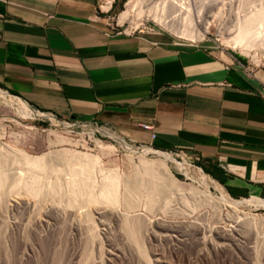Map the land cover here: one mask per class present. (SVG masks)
<instances>
[{
  "label": "crops",
  "instance_id": "obj_1",
  "mask_svg": "<svg viewBox=\"0 0 264 264\" xmlns=\"http://www.w3.org/2000/svg\"><path fill=\"white\" fill-rule=\"evenodd\" d=\"M103 2L0 0V87L59 119L216 165L236 195L262 196L264 68L124 29L116 0Z\"/></svg>",
  "mask_w": 264,
  "mask_h": 264
},
{
  "label": "rangeland",
  "instance_id": "obj_2",
  "mask_svg": "<svg viewBox=\"0 0 264 264\" xmlns=\"http://www.w3.org/2000/svg\"><path fill=\"white\" fill-rule=\"evenodd\" d=\"M168 1L141 0L142 15L141 13L135 14L131 19L133 22H126L124 29L140 32L149 31L151 27H155L158 32L165 33L178 42L206 48L221 54L227 60H237L251 67L264 68V57H261V50L257 48V45L264 44V18L262 17L264 15V0H176L180 1V6L175 0ZM174 1L179 10L172 9L173 13L172 10H166L167 12L162 10L163 4H167L166 6L169 7ZM129 2L130 0H116L114 4V9L117 6L115 15L117 20L119 19V23L121 14L127 10ZM106 3V1L103 2V5ZM155 6L161 10L159 9L157 12ZM150 7H154L155 10ZM170 8L171 6L166 9ZM148 9L152 11H148ZM202 10L204 11L202 12ZM165 12L168 16L167 20ZM205 17H210L207 18L209 34L205 39L195 41L188 37L180 38L179 34H176L187 28L186 31L192 29L194 33L201 32L200 20L204 18L206 22ZM255 39L257 44H255ZM247 44H251V50H248ZM254 46L256 47L253 49ZM255 54L259 55L255 56ZM5 102V99L0 98V134L3 135L1 138L3 145L26 150L32 155H41L62 148L100 154L103 163L100 166L97 164L95 169H92V176L95 174L93 178H96L97 181L102 180L103 177L108 176V173L112 174L117 169L122 176L121 195L129 196L130 200L135 201V208L128 210L129 212L125 211L124 202L119 210L121 213L129 214L131 219L140 221L143 228L139 230L137 240H134L129 238L131 236L125 229L126 227L122 221L117 219L114 208L113 211L107 207L108 211L99 215L102 212L100 207L98 209L101 212L96 207L87 206L81 200L74 207H69V210L65 206L66 200L64 198L61 200V195L57 194V188L59 189L62 182L69 177L72 167L78 170L79 165L70 166L64 160L53 161L57 162L51 164L54 167L41 172L40 186L43 189L40 190L38 196L32 198L35 202L38 201L35 206V202L28 199L29 196H26L23 190L21 193L15 194L17 196L9 192L14 180L19 179V177L16 178L17 175L19 176L21 172L31 174L29 173L31 170H28L31 167L24 162H16L13 158H2L0 172L7 175L8 179L5 183L7 186L4 185L1 191L4 196L1 194L0 200V264H264L263 207H247L243 210L228 209L221 212L213 205H199L197 199L190 194L192 186L199 187L198 170L201 168L215 182L222 185L233 198H248V195H236L225 185L227 176L218 166L187 157L178 152L168 151L180 161L186 160L193 165L188 175L181 170H176L173 166L174 175L184 183L186 191L179 193L180 191L172 188H158L159 190L157 189V192L155 190L152 194H156L155 204L150 207L147 201L149 190L133 185V180L137 181L140 178L137 174L139 154L135 155V164H131L130 152L110 139L106 132H103L104 134L88 133L78 126L74 130H68L64 125L54 124L48 119L25 117L22 108L17 103ZM67 121L85 123L77 120ZM86 124L90 123L86 122ZM51 130H56L59 134L71 138L74 145L51 146L49 143ZM96 139L101 140L105 145L114 144L117 150L112 152L98 145ZM128 143L137 148L146 147L129 141ZM148 158L157 159L159 156L150 154ZM97 167L100 168V172ZM101 168L102 172L104 171L103 174ZM129 181L131 184L127 190L125 183ZM215 186L214 183L211 184L210 190L215 196H219L220 191ZM130 190L132 191L130 192ZM23 192L24 194H22ZM20 194L22 196H19ZM23 196L34 202L30 201L29 208H24L23 205L16 206L17 202L21 204L20 199ZM261 197L264 198V194ZM13 198H17V200ZM82 203L83 205H81ZM88 210L90 211L88 212ZM59 211H61L62 217H58ZM90 214L91 217H89ZM250 216L259 217L263 223L249 228L242 227L245 224L244 219ZM236 221H241L238 226ZM194 223L204 224L207 227L206 231L202 235H197L196 229L192 226ZM239 229L241 231L238 232ZM221 231H230L233 235L229 238H222ZM142 251H145L146 257L142 255Z\"/></svg>",
  "mask_w": 264,
  "mask_h": 264
},
{
  "label": "bare ground",
  "instance_id": "obj_3",
  "mask_svg": "<svg viewBox=\"0 0 264 264\" xmlns=\"http://www.w3.org/2000/svg\"><path fill=\"white\" fill-rule=\"evenodd\" d=\"M103 1H104V3L106 1L107 3L105 5H102V8L104 10H109L110 7L112 6L114 0H103ZM140 1L141 0H130V2L127 5V10H125L121 14L120 24L123 25V24H125L128 21H132L133 22V20H131V19L133 18V16L135 14L141 13V15H142L143 11H142L141 8H143V6H142ZM175 1L171 2V4H170L171 8L170 9H166V8H169L170 6L167 7L166 6L167 4H163L164 7L162 8V10H164V11H166V10H170L171 11L172 9L173 10L174 9L177 10L178 7H176V5H177L176 2H178V1H176V2ZM168 2H170V0ZM179 2H178V5H179ZM142 3H143V1H142ZM197 3H199V2H197ZM250 3H251V1H250ZM140 4H141L142 7L140 6ZM190 4H189V6H190ZM144 5H145V3H144ZM153 8L154 7H152V8L150 7V9H152V10H155V8H157V12L160 9L159 7H156V6H155L154 9ZM182 8H180V9H182ZM150 9H148V11ZM152 10H150V11H152ZM173 10L171 11L172 13H173ZM189 10L191 11V9H189ZM203 11L204 10H202V12ZM153 12H151V14H153ZM166 12H165V15H166ZM171 12H169V13H171ZM159 13L161 14V11H159ZM162 13H164V12H162ZM156 14H158V13H156ZM165 15H164V17H165ZM160 16H162V15H160ZM202 16H204V15H202ZM155 17H158V16H155ZM167 17L168 16L166 15V17H165L166 20H167ZM262 17L264 18V15ZM161 18L163 19V17H161ZM207 18H210V17H207ZM201 20H200V23H201L200 27H202L201 28V32H197V33L195 32L194 33L192 31V29H191V31H186V30H188V28H187L186 30L179 31V32L176 29V31L178 32L176 34H179V36L181 38L188 37V38H191V39H193L195 41L205 39L206 36L209 34V29H210L209 26H208L209 23H207L208 19H207L206 22L204 21V18H203L202 21ZM174 30H175V28H174ZM246 38H248V37H246ZM256 39H255V44H257L256 43ZM257 41H258V39H257ZM260 43H262V42H260ZM250 45L247 44L248 50L252 49V46H250ZM259 45H257V48H259L261 50V57H264V49H261V48L264 47V44L263 43L261 44L262 47L260 45L261 48L259 47ZM255 47L256 46H254L253 49ZM258 55L259 54H255V56H258ZM0 98L5 99L6 100L5 103H7V101H10L11 103L12 102L17 103L22 108V110L24 112L23 115L25 117L48 119L51 122H53L54 124H62V125H64V127H66L68 130H74L78 126V127H81L85 132H88V133H102V134H104L103 132H106L107 136L110 139H112L118 145L123 147L124 150L126 149V151L130 152L129 153L130 154L129 155V160H130L131 164H135L134 163L135 155L139 154L138 155L139 163L137 164V166H139V168H138L137 174L140 176V178L137 181L133 180V182H134L133 185H136L138 187L140 186V187H142V189L144 188L146 190H149L148 195H147V199H148L147 201L150 204V207L155 204L154 198H155L156 194L155 195H152V194L154 193L155 190L157 192L158 188H172L174 190L176 189V190L180 191L179 193H181V192L185 193L186 189H184V183L182 181H180L174 175L173 166L176 168V170L177 169L181 170V171L185 172L186 175H188L189 172L192 170L193 165L190 164L186 160L185 161H180L173 153L168 152V151L158 150V149H155L152 146H146L144 148L134 147V146L130 145L127 140H125L117 132H115L112 128H110L108 126H100L98 124H93V123L86 124V122L85 123H78V122L77 123H70L68 121H62V120H60L57 116H55L52 113L43 112V111L35 109L27 101L23 100L22 98H20V97H18L16 95L11 94L10 92L2 89L1 87H0ZM14 122H16V121H14ZM2 136L3 135L0 134V161L1 162L3 161V160H1L2 158H4V159L5 158L6 159L7 158L8 159L9 158H13L14 161H16V162L20 161L22 163L24 162L25 164H27V165H29L31 167V169H28V170H31V172H29L31 174H26L27 172L26 173L25 172H21V174L19 176L17 175L16 178L19 177V179L18 180H16V179L14 180L15 182L12 183L11 188L9 187L10 188L9 192H11L12 194L15 195V194L21 193V191L23 190L25 192L26 196H29L28 199H32L33 197L38 196L40 194V190L43 189L40 186L41 176H42V175H40L41 172L46 171L50 167H54V165H51V164L52 163L56 164L57 162H53V161H55V160H57V161L58 160H62L63 161L64 160L70 166H72L73 164L79 165V169L78 170L73 169V167H72V169L70 170V173H69V177L66 178L65 181H63L64 183L62 182V184L59 186V189L57 188L58 191L56 190L58 192L57 194L61 195V200L63 198L66 200V205L65 206L68 207V208L69 207L72 208V207H74L76 205L77 202L82 200L89 207H92V208L96 207L97 209L100 207V209H102V212H101V210L98 209L101 212V213H99V215L102 214V213L104 214V211H108V210H106L107 207L111 208V210H113V211L115 209L116 213L115 212L114 213H115L117 219L122 221V223L126 227L125 229L128 231V234L131 236L129 238L137 240L136 238L138 236L139 230H142L141 228H143V226H141L142 225L141 222L138 221L137 219L136 220L135 219H131L129 217V214H127L126 212L121 213V211L119 210L120 209L119 207L122 206L121 204L123 202H124L125 211H128V210L130 211V210L135 208V204H134L135 201L134 200L133 201L130 200L129 196H124L123 197L121 195V190H122L121 186H123V183H122V176L120 175L119 171L117 169H115L114 173H112V174L110 173L111 175L108 173L107 177H105V178L103 177V179L99 180V181H97L96 178H93V176H95V174L92 176V173H91L92 169L94 167H96L97 164H99L98 166H100L103 163V158H102V156L100 154H92V153H89V152H83V151H79L77 149H72V148H62V149H58V150H54V151L51 150L50 152H46V153H43L41 155H35V154L32 155V154H29L28 152H26V150H23V149H20V148H16V147L7 146V145H3L1 143ZM96 142L98 143V145H100L102 147H105L106 149H108V150H110L112 152H115L117 150V147L114 144L105 145L99 139H96ZM49 143H50L51 146H57L59 144L60 145H63V144H71V145L73 144L74 145L73 140L71 138H67V137L59 134L58 132H56V130L55 131H53V130L50 131ZM76 144H78V143H76ZM150 154L158 155L159 158H157V159H149L148 155H150ZM97 168L99 169V171H98V169H97V171L100 172V168L99 167H97ZM102 168H101V172L103 170ZM0 169H2V168L0 167ZM198 171H199L198 172V184H199V187L192 186V188L190 190V194L197 199V203H199V205L200 204L213 205L214 207L219 209L221 212L223 210H228V209L243 210V208H247V207H254V208H260V207L262 208L263 207L264 208V198H262L261 196L252 195L251 197H248V198H245V197L241 198V199L233 198L227 191H225V189L222 187V185H220L217 182H215L208 174L204 173L201 170V168ZM103 173H104V171L102 172V174ZM104 176H106V174H104ZM7 179H8L7 175L5 176L4 173L0 172V200H1V197L4 196L3 193H1V191L4 188V185H5L6 181H7ZM194 181H195V179H194ZM213 183L216 185L215 186L216 189H218L220 191V195L219 196H215L212 193V191L210 190V185L213 184ZM130 184H131V181L125 183V187H126L127 190L129 189L128 186ZM5 186H7V185H5ZM131 191L132 190H130V192ZM160 191H161V189H160ZM24 192L22 194H24ZM126 193H127V191H126ZM1 194H2V196H1ZM5 196H7V195H5ZM15 196H17V195H15ZM19 196H22V195L20 194ZM25 197L23 196L22 199L19 198L21 204L19 202H17L16 206H22L23 205L24 208H29L30 205H31L30 201L33 202L34 200L32 199L33 201L32 200L29 201ZM14 200H17V198L14 199ZM37 202H35V206H36ZM59 202H60V200H59ZM33 203H32V206H33V208H35ZM81 205H83V203ZM197 206H198V204H197ZM15 208H18V207H15ZM60 208H63V207H60ZM78 208H80V207H78ZM69 210H70V208H69ZM98 210H96V211H98ZM89 211L90 210H88V212ZM60 212L61 211H59V213H58V215H59L58 217H62L63 216ZM91 216L92 215L90 214L89 217H91ZM99 222H101V221H99ZM240 222L241 221H236L237 226L240 224ZM244 222H245V224H243L244 226H242V227H247V228H249L250 226L251 227L252 226H257V225L259 226V223H263L262 220L259 219V217H256V216L247 217L246 219H244ZM192 226H193V228L196 229L195 231H196L197 235H200V234L202 235V233L205 232L206 229H207V227H205L204 224H202V223L201 224L200 223H194V224H192ZM237 231L239 232L241 230L239 229ZM221 232H222L221 234L223 235L222 238H229V237H231V235H233L232 232H230V231H221ZM218 234H220V233H218ZM142 255L144 257H146L145 251H142ZM147 262L149 263V261H147Z\"/></svg>",
  "mask_w": 264,
  "mask_h": 264
},
{
  "label": "built area",
  "instance_id": "obj_4",
  "mask_svg": "<svg viewBox=\"0 0 264 264\" xmlns=\"http://www.w3.org/2000/svg\"><path fill=\"white\" fill-rule=\"evenodd\" d=\"M118 23H119V21H118ZM126 24V23H125ZM125 24H123V26L125 25ZM149 31L150 32H152V33H157L158 32V30L155 28V27H151L150 29H149ZM245 69L247 70V72H249L250 74H253V71L249 68V67H245ZM68 120H70V119H68ZM67 121V120H66ZM72 121V120H71ZM145 129H147V130H151V129H153V127L152 126H149V125H144L143 126ZM197 160H200V159H197Z\"/></svg>",
  "mask_w": 264,
  "mask_h": 264
}]
</instances>
